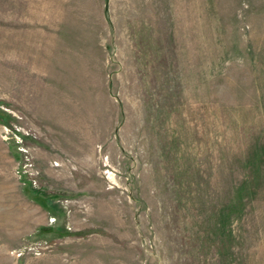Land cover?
Segmentation results:
<instances>
[{"label":"rangeland","instance_id":"obj_1","mask_svg":"<svg viewBox=\"0 0 264 264\" xmlns=\"http://www.w3.org/2000/svg\"><path fill=\"white\" fill-rule=\"evenodd\" d=\"M0 264H264V0H0Z\"/></svg>","mask_w":264,"mask_h":264}]
</instances>
